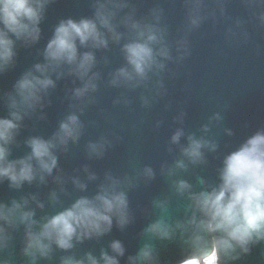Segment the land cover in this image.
I'll return each mask as SVG.
<instances>
[{
  "label": "clouds",
  "instance_id": "clouds-1",
  "mask_svg": "<svg viewBox=\"0 0 264 264\" xmlns=\"http://www.w3.org/2000/svg\"><path fill=\"white\" fill-rule=\"evenodd\" d=\"M256 2L264 4V0ZM50 3L52 0H0V74L15 64L18 41L32 45L40 40V25ZM203 4L204 0H188L190 28L199 27L204 19ZM93 7L92 17L60 21L44 50L46 62L37 63L25 72L15 83L14 93L7 94L8 115L0 117V184L7 180L12 188L19 189L37 178L43 183L45 176H51L57 168L55 150L61 146L66 148L69 140L79 139L82 126L78 116L71 114L50 139L39 136L28 139L31 150L28 155L10 158L11 145L16 142L25 116L42 107L44 95L56 86L53 73L63 76L67 66L68 74L79 78L82 87L73 90L75 99L97 89L98 74L92 72L95 55L93 51L81 52L80 49H106L110 40L120 43L125 33L117 30L116 19L120 10L130 5L127 0H95ZM153 16L156 23L136 20L134 13L121 21L130 33L122 48L127 63L114 73L113 85L137 87L146 82L153 71L163 70L165 60L172 59L165 30L159 26L161 15L154 10ZM260 19L264 20V15ZM178 43V51L183 48L186 52V41ZM204 130L208 131L207 126ZM182 136L184 131L177 130L172 143H179ZM90 148L101 154L103 145L93 144ZM205 148L215 151L217 145L203 137L189 136L187 146L182 148L183 156L193 164L202 163ZM176 167L187 166L184 160H178ZM145 175L151 178L153 170L146 168ZM219 179L218 185L199 192L192 191L187 181L179 180L176 190L181 195L187 193L191 215L175 223L161 218L145 229L150 237L160 240H172L179 232L184 256L178 264H232L250 253L254 245L264 242V130L255 132L225 156ZM108 181L94 197L82 196L42 221L35 219V211L29 207L27 198L14 199L10 205L0 201V264H12L3 254L10 248L12 231L20 226L24 229L22 254L31 264H37L41 258H51L54 248L69 251L76 243L104 236L112 230L114 219L124 228L130 222L127 194L121 190L119 180L109 176ZM74 183L82 190L87 187L79 179ZM31 199L35 201L36 197ZM37 206L44 207L38 201ZM157 206L167 210L166 202ZM110 249L111 253L102 250L99 257L91 252L82 258L66 255L61 258V264H120L119 258L126 251L123 243L114 240ZM128 262L159 264V257L154 245L145 243L136 255L128 257Z\"/></svg>",
  "mask_w": 264,
  "mask_h": 264
}]
</instances>
